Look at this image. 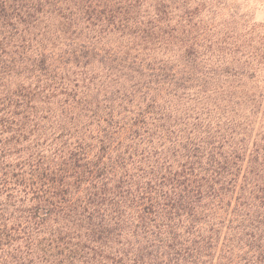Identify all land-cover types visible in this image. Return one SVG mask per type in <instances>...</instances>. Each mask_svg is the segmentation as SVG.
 Wrapping results in <instances>:
<instances>
[{"label":"trees","instance_id":"trees-1","mask_svg":"<svg viewBox=\"0 0 264 264\" xmlns=\"http://www.w3.org/2000/svg\"><path fill=\"white\" fill-rule=\"evenodd\" d=\"M172 0H0V264H264V46Z\"/></svg>","mask_w":264,"mask_h":264},{"label":"rangeland","instance_id":"rangeland-1","mask_svg":"<svg viewBox=\"0 0 264 264\" xmlns=\"http://www.w3.org/2000/svg\"><path fill=\"white\" fill-rule=\"evenodd\" d=\"M176 14L188 13L212 34L239 38V45L264 46V0H172ZM230 34V35H229Z\"/></svg>","mask_w":264,"mask_h":264}]
</instances>
